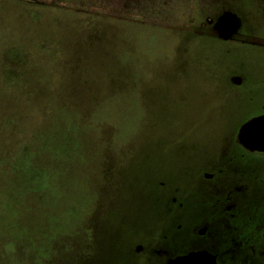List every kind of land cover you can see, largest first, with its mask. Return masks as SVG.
Returning <instances> with one entry per match:
<instances>
[{"label":"rangeland","instance_id":"rangeland-1","mask_svg":"<svg viewBox=\"0 0 264 264\" xmlns=\"http://www.w3.org/2000/svg\"><path fill=\"white\" fill-rule=\"evenodd\" d=\"M262 116L264 0H0V264H241Z\"/></svg>","mask_w":264,"mask_h":264},{"label":"water","instance_id":"water-1","mask_svg":"<svg viewBox=\"0 0 264 264\" xmlns=\"http://www.w3.org/2000/svg\"><path fill=\"white\" fill-rule=\"evenodd\" d=\"M230 17V16H228ZM228 17H225L228 18ZM233 18V17H231ZM224 19V20H225ZM239 140L242 145L251 149L264 152V116L245 123L239 133ZM209 262L202 256H189L176 261L174 264H202Z\"/></svg>","mask_w":264,"mask_h":264},{"label":"flooded vegetation","instance_id":"flooded-vegetation-1","mask_svg":"<svg viewBox=\"0 0 264 264\" xmlns=\"http://www.w3.org/2000/svg\"><path fill=\"white\" fill-rule=\"evenodd\" d=\"M256 151H258V150H256ZM259 152H261V151H259ZM264 153V152H263ZM229 215H230V213H229ZM234 215H237V213L236 214H234ZM234 215H232V217H234ZM254 236V235H253ZM255 237H257V236H254V238ZM257 242V241H256ZM244 246V245H243ZM254 251H257L258 253H253ZM260 252H264V244L262 245V246H259V245H255V244H253V243H251V244H248V245H246V247L243 249V253L242 254H244V255H239L238 257H237V260H241V264H245L246 262H245V255L247 254L248 256H250V257H248L249 258V264H252V263H257L256 262V260H254V258L255 257H258V256H261V254H260ZM192 256V255H191ZM203 257V259H206L208 262H209V264H213V263H211V259L210 258H213V257H217V255L215 254V256H209V255H203L202 256ZM217 259V258H216ZM221 261V260H220ZM217 263L219 264V261H218V259H217ZM221 263H223V264H227V263H229L228 262V260L227 259H224ZM202 264H205V263H202ZM207 264V263H206Z\"/></svg>","mask_w":264,"mask_h":264}]
</instances>
